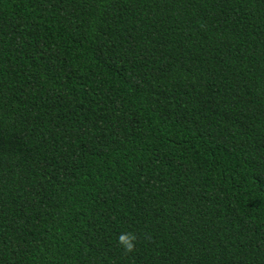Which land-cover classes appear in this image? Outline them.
Listing matches in <instances>:
<instances>
[{"label":"trees","instance_id":"16d2710c","mask_svg":"<svg viewBox=\"0 0 264 264\" xmlns=\"http://www.w3.org/2000/svg\"><path fill=\"white\" fill-rule=\"evenodd\" d=\"M0 264H264V0H0Z\"/></svg>","mask_w":264,"mask_h":264},{"label":"clouds","instance_id":"9594fccd","mask_svg":"<svg viewBox=\"0 0 264 264\" xmlns=\"http://www.w3.org/2000/svg\"><path fill=\"white\" fill-rule=\"evenodd\" d=\"M120 240L124 242V246L127 248V249H130L131 248V243H128L125 238L122 236L120 237Z\"/></svg>","mask_w":264,"mask_h":264}]
</instances>
